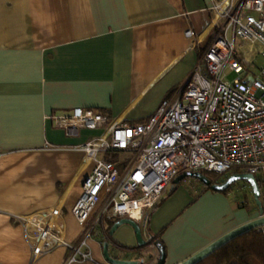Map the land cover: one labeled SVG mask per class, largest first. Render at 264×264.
<instances>
[{
  "label": "crops",
  "instance_id": "obj_1",
  "mask_svg": "<svg viewBox=\"0 0 264 264\" xmlns=\"http://www.w3.org/2000/svg\"><path fill=\"white\" fill-rule=\"evenodd\" d=\"M223 1L233 0H0V264H111L101 229L88 240L92 260L67 262L63 244L32 254L37 237L32 226L25 233L20 216L57 205L64 240L79 238L71 207L92 166L80 145L104 131L55 120L76 107L111 120L146 119L193 69L217 26L212 7ZM244 46L250 50L242 55L257 56L258 45ZM203 186L190 177L170 182L139 225L144 243L161 231L164 264L257 216L253 197L247 209ZM260 201L264 210V177ZM108 237L111 257L155 262L153 245L137 253L130 225Z\"/></svg>",
  "mask_w": 264,
  "mask_h": 264
},
{
  "label": "built area",
  "instance_id": "obj_2",
  "mask_svg": "<svg viewBox=\"0 0 264 264\" xmlns=\"http://www.w3.org/2000/svg\"><path fill=\"white\" fill-rule=\"evenodd\" d=\"M212 8L217 26L196 64L146 119L111 120L97 109L76 107L71 116L55 120L75 121L65 123L69 129L79 125L104 131L80 145L92 166L71 207L82 228L79 238L64 240L54 220L57 205L20 216L25 233L32 226L37 237L33 255L63 244L67 262L92 260L88 240L96 230L119 218L143 224L167 185L183 171L224 175L238 169L264 177V0L223 1ZM185 34L192 36L190 29ZM244 45H258L257 75L249 70V61L242 65L241 53L250 50ZM228 72L235 73L232 80L226 78ZM114 150L131 154L121 170L104 157ZM255 230L264 234V224Z\"/></svg>",
  "mask_w": 264,
  "mask_h": 264
},
{
  "label": "trees",
  "instance_id": "obj_3",
  "mask_svg": "<svg viewBox=\"0 0 264 264\" xmlns=\"http://www.w3.org/2000/svg\"><path fill=\"white\" fill-rule=\"evenodd\" d=\"M174 89H176V87L170 89L169 92ZM119 153L120 152L114 150L104 156L106 159L113 161L120 169H122L124 167V162L119 161ZM200 171L204 173L212 182H221L227 175H220L205 170ZM254 177L259 186V198H261V194L263 192V177L260 174H255ZM241 181L242 183L240 186H237V184L233 182L220 192L225 195H230L231 198L236 201L238 206L249 209L248 203L252 201V194L248 184L243 180ZM203 188L208 189L207 186H203ZM172 190L173 188H171L169 192ZM154 207H152V209ZM113 222L114 221H108L106 228L102 229V233L106 237V240L104 241L107 243L110 241L108 236ZM157 240L162 243L161 231L150 234L149 240L146 243L136 247L137 253H139L140 248H145L147 245H153V243ZM194 264H264V234L261 231L255 230V228L249 229L229 239L227 242L219 246L214 251L208 253Z\"/></svg>",
  "mask_w": 264,
  "mask_h": 264
},
{
  "label": "water",
  "instance_id": "obj_4",
  "mask_svg": "<svg viewBox=\"0 0 264 264\" xmlns=\"http://www.w3.org/2000/svg\"><path fill=\"white\" fill-rule=\"evenodd\" d=\"M248 81H251V76L245 77ZM192 177L200 181L205 186L209 187V189L214 191H221L227 186L237 180H243L245 181L251 191L255 206L257 208V216L249 221H246L231 230L227 231L226 233L220 235L192 255L188 256L186 259H184L181 262H178L176 264H194L198 260H200L202 257L207 255L208 253L214 251L219 246L227 242L229 239L233 238L234 236L243 233L249 229L256 228L258 226H261L264 224V210L263 206L260 201V189L259 186L255 180L254 175H252L249 172H232L226 175V177L221 182H212L210 179L201 171H183L179 174H177L172 180H171V186L176 185L180 181H182L184 178ZM121 223H126L130 225L133 228V231L136 236L137 244L141 245L144 244V240L141 237L140 233V227L139 224L134 222L133 220L129 218H119L115 220L109 230V233L111 232ZM153 246L156 248L158 255L156 257V260L153 264H164L165 259V252L163 244L157 240L153 243ZM102 255L106 261H108L111 264H135L136 260H129V259H120L111 257L107 251V242L102 243Z\"/></svg>",
  "mask_w": 264,
  "mask_h": 264
},
{
  "label": "rangeland",
  "instance_id": "obj_5",
  "mask_svg": "<svg viewBox=\"0 0 264 264\" xmlns=\"http://www.w3.org/2000/svg\"><path fill=\"white\" fill-rule=\"evenodd\" d=\"M243 56H244V60L242 62V65L246 66L244 63L246 61H249L250 63H249V65H247L249 70L251 71V73L257 75L258 69L261 67V57L259 55L254 57V55H252V51L244 53ZM234 77H235V73H233V72H228L227 75H226V78L228 80H232ZM131 158H132L131 154H119V161L120 162H124V165L128 164L130 162ZM190 178H192V177H190ZM235 183L237 184V186H240L242 181L241 180H237V181H235ZM227 196L231 197L230 195H227Z\"/></svg>",
  "mask_w": 264,
  "mask_h": 264
},
{
  "label": "bare ground",
  "instance_id": "obj_6",
  "mask_svg": "<svg viewBox=\"0 0 264 264\" xmlns=\"http://www.w3.org/2000/svg\"><path fill=\"white\" fill-rule=\"evenodd\" d=\"M231 3H232V2H231ZM231 3H229V4H231ZM229 4H228V5H229ZM62 122H63V123H68V122L70 123V121H67V120H64V121H62ZM73 122H75V121H72V123H73Z\"/></svg>",
  "mask_w": 264,
  "mask_h": 264
}]
</instances>
